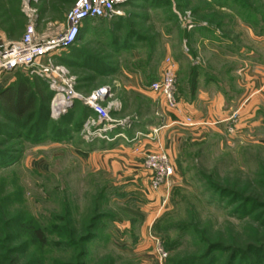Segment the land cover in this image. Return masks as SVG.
I'll use <instances>...</instances> for the list:
<instances>
[{"label": "rangeland", "instance_id": "rangeland-1", "mask_svg": "<svg viewBox=\"0 0 264 264\" xmlns=\"http://www.w3.org/2000/svg\"><path fill=\"white\" fill-rule=\"evenodd\" d=\"M10 1L0 0V46L20 42L31 24L37 26L40 36L58 34L67 27V16L78 0H15L21 16L8 19V14L13 11ZM171 1L172 11L176 13V24L171 22V26L165 22L167 7L158 12L152 9L149 13L150 5L137 0L134 4L138 6H129V10L138 15L137 20H141L140 28H137L140 35L157 44L162 42L161 31L166 29L165 25L169 29L174 27L177 33L172 35L171 47L193 54L188 34L192 29L187 23L207 26L209 22L205 15L211 11L206 5L190 0ZM260 2L264 5V0ZM232 24L219 32L230 47L228 52L222 51L228 55L226 58L208 53L199 55L197 62L201 65L196 67L201 69V73L195 89L205 94L213 91L223 94L226 99L224 106L229 108V112H212L207 120L201 119L209 125L193 131L190 130L193 127L175 126L173 134H170L171 129L166 137L162 136L165 141L176 143L178 156L172 162L176 179L170 188H166L168 202L160 212L146 210L148 204L144 203L140 191L125 184L121 178L94 169L82 152L87 148L82 146L84 137L80 131L74 136L75 141L57 143L48 140L40 144L15 145L19 160L0 167V245L5 249L16 247L23 262L32 260L43 264H158L155 238L161 241L168 253L164 264H169L174 256L175 259H184L200 255L205 249L204 241L218 242L229 249L218 264H226L230 254L247 250L250 245L261 246L264 241L263 221L253 217L264 215V208L241 218L233 214L238 204L222 198L212 187L244 192L245 198H254L261 206L264 205V91L245 102L246 90L238 73L240 68L249 71L255 67L257 58L264 63V50H259L260 40H255L259 36L249 26ZM4 36L6 42H3ZM239 36L241 42L237 38ZM262 38L264 46V36ZM238 46L247 49L241 62L229 58L236 53ZM253 52H256L255 56ZM71 53L70 49L57 53L55 65L65 67L67 81L76 93L84 97L102 87L112 88V117L126 122L125 130L129 132L125 135L129 140V135L134 132H144V126L164 124L162 118L151 115L146 107L138 110V104L146 103L145 99L120 101L117 96L124 90L118 84L95 77L79 65V60L71 57ZM207 57L212 59L211 68L207 65ZM209 77L217 80L208 83ZM36 78L45 82L40 77ZM180 85L181 81H178V92ZM78 102L81 101L76 100L75 105ZM200 108V111L208 110ZM207 115L204 113V117ZM202 121L196 122L197 126ZM121 128L118 133L123 131ZM7 147L11 148L12 143L5 144L0 138V148ZM136 213H142L144 221L141 222ZM153 213L155 215H151ZM155 216L158 219L153 221L154 224L146 221ZM96 221L97 227L92 230L91 226ZM145 222L151 226L147 224L142 235ZM24 223L49 227L50 244L45 247L36 244ZM180 228L185 232H180ZM91 233L95 238L83 243ZM10 237L13 242H8ZM179 241L182 244L171 254L167 247L171 242ZM147 243L151 244L149 249L144 245ZM83 251L88 252L85 258L81 257Z\"/></svg>", "mask_w": 264, "mask_h": 264}, {"label": "crops", "instance_id": "crops-1", "mask_svg": "<svg viewBox=\"0 0 264 264\" xmlns=\"http://www.w3.org/2000/svg\"><path fill=\"white\" fill-rule=\"evenodd\" d=\"M136 1L137 0H133L129 5L125 6L121 16H117L113 19L88 20L83 23L77 46L81 52H92L94 54V61L93 63L86 62V64H84V60L87 57L84 56V52L82 55L79 54L78 64L83 67H88V69L86 68V71L93 73L95 77L104 80H111L118 84L117 86L124 90L123 94L121 93L120 96H117L120 101L126 102L129 100L131 102L132 98L135 102V99L136 101L141 98L145 99L146 103L138 104V110L146 107L149 109L151 115L162 118L161 121H163L164 124H150L144 126V132L142 130L141 132H134L129 135L130 140L125 135L129 131L125 130V128H121L123 129V131L121 130V133L128 139V141L122 137H118L111 142L96 141L92 144H89L86 141H81L83 142L82 146L87 148V151L82 152L96 171L110 172L114 176L121 178L125 184H130L136 190L140 191L145 200L144 203L148 204L146 210L152 209L160 212L168 202L167 189L166 187H162L160 190L155 191L150 187L151 173L143 166L142 152L164 151L171 161L174 162L178 156L177 145L170 140L165 141L164 138L162 139V136L166 137L167 132H170L171 129L172 131L170 134H173L175 132L173 129L175 126L184 127L183 122L188 117L192 118L195 122H199L202 121L201 119L207 120L208 117H211L212 112H229V108L224 106L226 99L223 94L216 93L215 91L206 94L198 91L197 93L195 90L196 86L195 89H193L192 86L193 81H195L193 79L194 74H198L197 82L201 73V69L196 67L197 65H201V63L197 62V60L200 59L199 55L201 53H208L223 58L228 56L223 54L222 51L224 53L228 52L227 50L230 48L229 44L221 38L219 32L225 30L229 24H226L220 30L216 29V27L210 28L209 24L206 26L203 25V23H197L195 28L188 31L189 38H191L190 47L193 54H185L177 51L179 48L176 50L171 47L172 35H175L177 32L174 27H171L170 29L168 28L171 26L169 25L171 22L168 20L165 22L169 26L166 27L165 25L166 29H164V31L162 29L161 31L163 34V36H161L162 42L158 41L156 44V42L150 38H148L149 41H144L145 38L140 35V29H137L140 28L141 20H137L138 15H135V13H132L129 10V6H138L134 4ZM141 1L144 3L146 2L145 0ZM151 10L152 9L148 8L147 11L150 13ZM155 12H158V10ZM229 13V10H222V14ZM147 21L148 19L146 22ZM241 24L245 25L239 18H237L236 22L233 23V26H241ZM203 27H209L210 31H202L201 29ZM237 38L239 42H241L240 36ZM256 39L260 40L258 41L259 50H264L262 43L263 38L255 37V40ZM3 42H6L5 36ZM182 44L183 42L181 45ZM5 45H7V43H5ZM181 47L183 50L184 46ZM246 51V48L238 46L236 53L229 58L233 60L236 58L238 62H241V58L246 57ZM253 54L255 56L256 52H253ZM167 58H171L174 61L178 81H181L180 91L178 92L180 104L176 111H169L162 97L146 90L149 85L162 78L165 69V60ZM257 59L258 63L253 67L254 69L252 68L247 71L245 68H240V70H238V73H240L239 76L242 77V82L244 83V86L242 87L246 90L245 97L247 100H245V102H250L255 96L264 91V63L261 62V58ZM204 64L206 63L204 62ZM207 65L211 68L212 59H210V57H207ZM223 73H225V71ZM19 74L27 75L28 73L22 70H17L1 74L0 92L15 83ZM215 79L216 78L214 77H209L207 82L213 83ZM205 97H207L205 99L206 101L203 99ZM82 105L84 104L78 102L71 112L73 111L77 115ZM244 106L245 104L242 108ZM200 107H206V109H208L207 112L205 110L200 111ZM86 108L88 107L86 106ZM123 108L125 110V105ZM118 111L120 112L121 110ZM204 113H207L210 116L207 115L204 117ZM91 114L92 112L89 109V116ZM138 124H141V122L139 121ZM216 124L220 123H215V125ZM206 125H209V123H205L204 121L200 126H194L193 128L190 127L192 128L190 130L193 131L198 127ZM194 133L196 134L197 130ZM116 134H120L118 133V129L112 136ZM137 134L142 136L138 141H134ZM137 148L140 149V152H136ZM175 179L176 176L173 179V183ZM151 215L155 214L153 213ZM157 219L158 216H155L146 221H151L150 223L152 225L154 224L153 221H157ZM148 223L149 222H145L142 225V235L145 227L148 225L149 227L151 226ZM149 236H151V233ZM144 245L147 247L151 246L150 243Z\"/></svg>", "mask_w": 264, "mask_h": 264}, {"label": "trees", "instance_id": "trees-1", "mask_svg": "<svg viewBox=\"0 0 264 264\" xmlns=\"http://www.w3.org/2000/svg\"><path fill=\"white\" fill-rule=\"evenodd\" d=\"M150 9L161 10L167 7V19L169 22L176 24V15L172 11L173 1L171 0H145ZM192 2L203 4L211 11L208 16L205 15L206 20L209 22L210 28L222 29L226 24L236 22L237 18L245 25L249 26L257 36H264V5L260 0H190ZM17 1L11 0L10 7L13 9L7 18H19L20 11L15 7ZM222 10H229V14H222ZM195 13H198L195 10ZM204 19V18H203ZM233 25V24H232ZM174 26V25H173ZM209 27H203L202 31H210ZM144 41H149L148 37L143 36ZM78 43V42H77ZM77 43L70 48L71 57L78 59L79 54L85 52L87 56L84 60L93 63L94 54L92 52L80 51ZM67 61L65 59H62ZM72 59H70L71 61ZM87 68L88 67H84ZM196 71V69H195ZM192 86L195 89L198 74H194ZM179 96V93H178ZM53 98V93L50 91L47 84L39 78L32 77L29 74H19L15 83L9 88L0 92V138L5 144H11L12 147L1 149L0 148V167L15 164L19 160V152L15 145L21 146L24 143L40 144L45 141H53L61 143L70 141L76 134H79L84 121L89 116V109L82 105L78 114L69 112L66 116L58 121H53L50 117V102ZM214 190L220 194L222 198H229L233 204H238L233 209V214L239 215L241 218L255 214L264 205L261 206L254 198L244 197V192L239 193L230 188L214 187ZM140 221H144L142 213H136ZM255 220H262L264 227V215H254ZM91 226V229L97 227ZM25 229L31 232V238L43 247L50 244L48 240L49 227L44 225L36 226L32 223L26 225ZM180 232H185L184 228L179 229ZM187 230V228H186ZM165 232V231H163ZM16 233L13 234V236ZM15 240V237H13ZM95 238L94 234L88 235L83 243L90 242ZM11 237L8 242H13ZM181 240V239H180ZM182 243L171 242L167 249L173 254ZM204 250L198 256L175 259L172 257L169 264H218V261L223 257V253H228L229 249H225L220 243H207L204 241ZM203 246V245H201ZM6 251V254H5ZM2 252V253H1ZM16 247L5 249L0 245V264H43L42 262L29 260L23 262ZM88 252L83 251L82 258L87 256ZM217 254H219L217 256ZM226 264H264V241L261 246H248L247 250L239 251L230 254Z\"/></svg>", "mask_w": 264, "mask_h": 264}, {"label": "built area", "instance_id": "built-area-1", "mask_svg": "<svg viewBox=\"0 0 264 264\" xmlns=\"http://www.w3.org/2000/svg\"><path fill=\"white\" fill-rule=\"evenodd\" d=\"M132 1L78 0L67 16V27L56 35L40 36L37 26L31 24L20 42L0 46V75L22 70L29 72L31 76L45 80L54 93L50 103L51 118L54 120H60L67 115L74 107L76 100L83 102L92 112L81 130L84 141L87 143L111 142L118 137L128 141L122 133L112 136L115 130L126 126L125 121H116L112 117L114 107V103L110 102L113 97L112 88L102 87L88 97L76 93L70 81H67V70L63 66L55 65L54 57L78 42L84 22L121 16L123 8ZM187 24L189 29L195 27L192 22ZM146 90L162 97L169 111L178 110L180 104L178 77L175 63L171 58L165 60L162 78L149 85ZM183 125L194 127L198 124L188 117ZM141 136L137 134L134 141H138ZM139 150L137 148L136 152H140ZM142 156L144 168L151 173V188L155 191L162 187L170 188L176 176V169L169 156L164 151L142 152ZM155 242L158 264H164L168 253L158 238H155Z\"/></svg>", "mask_w": 264, "mask_h": 264}, {"label": "bare ground", "instance_id": "bare-ground-1", "mask_svg": "<svg viewBox=\"0 0 264 264\" xmlns=\"http://www.w3.org/2000/svg\"><path fill=\"white\" fill-rule=\"evenodd\" d=\"M59 98H61V97H59ZM59 98H58V99H59Z\"/></svg>", "mask_w": 264, "mask_h": 264}]
</instances>
